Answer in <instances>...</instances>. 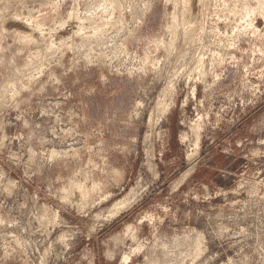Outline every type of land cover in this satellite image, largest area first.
<instances>
[{"label": "rangeland", "instance_id": "374dc122", "mask_svg": "<svg viewBox=\"0 0 264 264\" xmlns=\"http://www.w3.org/2000/svg\"><path fill=\"white\" fill-rule=\"evenodd\" d=\"M0 264H264V0H0Z\"/></svg>", "mask_w": 264, "mask_h": 264}, {"label": "trees", "instance_id": "16d2710c", "mask_svg": "<svg viewBox=\"0 0 264 264\" xmlns=\"http://www.w3.org/2000/svg\"><path fill=\"white\" fill-rule=\"evenodd\" d=\"M198 174L196 173L195 176H197Z\"/></svg>", "mask_w": 264, "mask_h": 264}]
</instances>
